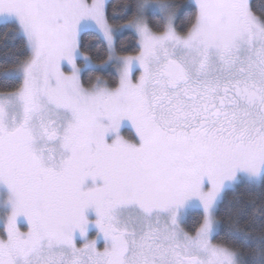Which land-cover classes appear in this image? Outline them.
Returning a JSON list of instances; mask_svg holds the SVG:
<instances>
[{
    "label": "snow or ice",
    "instance_id": "obj_1",
    "mask_svg": "<svg viewBox=\"0 0 264 264\" xmlns=\"http://www.w3.org/2000/svg\"><path fill=\"white\" fill-rule=\"evenodd\" d=\"M258 8L0 0L5 40L27 53L0 67V264H264ZM88 30L101 64L80 52ZM124 32L135 54H116ZM106 66L111 82L85 83ZM240 185L259 198L226 203Z\"/></svg>",
    "mask_w": 264,
    "mask_h": 264
},
{
    "label": "trees",
    "instance_id": "obj_2",
    "mask_svg": "<svg viewBox=\"0 0 264 264\" xmlns=\"http://www.w3.org/2000/svg\"><path fill=\"white\" fill-rule=\"evenodd\" d=\"M131 0H109V14L111 15L113 9L119 10V7L123 4L130 3ZM178 3H181L182 0H177ZM259 0H252L253 10L257 15H260V11L258 8ZM8 28L11 29L12 25H8ZM5 26L0 24V67L3 66L4 53L7 52L9 55H19L21 59L26 58L27 53L23 49L22 41L16 40H5L4 38ZM136 40L130 32H124L121 34L116 41V54L117 55H127V54H135ZM80 52L83 55H87L91 58L94 63H102L107 60V53L105 52V48L103 43L97 38V36L91 30L85 31L82 34V43L80 47ZM82 63V61H79ZM100 76L105 80L111 82L114 79V66H110L106 70H98L95 72H85L82 74V78L87 84L89 82V77L92 78V82L95 81V77ZM0 90H3L0 88ZM126 130L124 131V133ZM260 192L256 190L254 192L248 191L244 185H240L236 192L228 191L225 193V202L232 200L233 197L239 196L243 200H248L252 198H259ZM218 219L222 221V223H228V217L223 215V213L218 214ZM198 217L193 214L192 220H196ZM192 221H190L191 223ZM256 234H259L260 228L254 230ZM227 239L223 233L217 236L214 242H220L221 240ZM235 243V246L239 249H242L245 253L249 251V247L245 245H241L238 242Z\"/></svg>",
    "mask_w": 264,
    "mask_h": 264
},
{
    "label": "rangeland",
    "instance_id": "obj_3",
    "mask_svg": "<svg viewBox=\"0 0 264 264\" xmlns=\"http://www.w3.org/2000/svg\"><path fill=\"white\" fill-rule=\"evenodd\" d=\"M82 55H83V54H82ZM93 63H94V62H93ZM78 64H80L79 61H78ZM94 64H101V63H94ZM109 67H110V66H106L105 68L100 69V70H106V69L109 68ZM64 70L67 71L68 69L65 68ZM123 134H125V135H129V132L126 130V132L123 133ZM94 235H95L94 232H91V233H90V236H94ZM100 247H102V244H100Z\"/></svg>",
    "mask_w": 264,
    "mask_h": 264
}]
</instances>
